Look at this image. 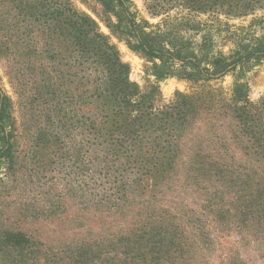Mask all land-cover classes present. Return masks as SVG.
<instances>
[{
    "label": "rangeland",
    "instance_id": "obj_1",
    "mask_svg": "<svg viewBox=\"0 0 264 264\" xmlns=\"http://www.w3.org/2000/svg\"><path fill=\"white\" fill-rule=\"evenodd\" d=\"M59 1L96 21L129 65L130 81L155 107L185 97L190 112L169 136L171 151L159 153L171 162L153 153L151 164L139 161L137 151L108 153L90 128L96 119L90 105L75 103L71 85L63 86L70 90L64 105L72 106L61 119L46 94L47 75L22 69L15 52L0 46V87L11 100L14 129L12 157H0V230L26 232L42 250L21 254L0 240V264H76L67 250L81 241L102 244L152 227L174 235L175 243L158 239L156 248L163 250L157 260L142 264H264V151L240 118L264 98V58L251 57L210 80L160 79L155 69L161 61L132 50L107 25V17L117 19L100 1ZM132 1L137 18L153 25L148 31L169 17L177 39L202 58L203 67L215 55L232 62L238 51L264 39V0H223L206 11L197 9L199 0ZM155 4L167 10L153 15ZM11 8L0 0L1 45L19 33ZM37 38L36 51H44L46 40ZM172 65L182 68L178 60ZM58 69H47L54 83ZM237 85L244 86L245 100L235 104ZM237 105L245 109L237 112ZM116 185L122 196L115 190L109 204L97 201Z\"/></svg>",
    "mask_w": 264,
    "mask_h": 264
},
{
    "label": "trees",
    "instance_id": "obj_2",
    "mask_svg": "<svg viewBox=\"0 0 264 264\" xmlns=\"http://www.w3.org/2000/svg\"><path fill=\"white\" fill-rule=\"evenodd\" d=\"M8 1L12 5L10 16L19 33L12 41L3 42V45L0 42V46L15 52V58L22 69L30 73L42 70L47 75V83L44 85L46 94L51 95L55 112H63L61 119L69 116L68 108L72 106L70 102L67 103L69 107L64 105L67 97H70V90L63 86L71 85L76 97L75 103L81 106L89 104V113L96 117L90 128L94 132V138L101 140L99 144H103V151H113L117 155H126L129 150L137 151L139 161L144 160L149 164L152 163V153L157 155L160 162L169 161L168 155L165 154L166 158L161 159L159 153L171 151L173 143L169 136L173 138L174 128L178 130L188 118L189 105L182 104L185 97L162 108L155 107L153 101L149 100V95L141 93L138 85L130 81L129 65L122 61L119 50L109 38L98 30L96 21L68 4L59 0ZM98 1L106 14L112 13L117 19L116 23H111V18L107 17V25L132 50L161 61L159 65L156 64L155 69V75L160 79L177 74L210 80L226 74L237 63L246 62L251 57L264 58V39H258L245 52L238 51L232 62H228L225 56L215 55L209 58L208 67H203L200 63L202 58L187 49L186 43L177 39L176 31L168 22L169 17L155 25L157 31H148L153 25L145 18H137V10H132V0ZM222 1L199 0L197 9L206 11ZM239 1L246 3L253 0ZM166 10L167 8H159L156 4L151 7L153 15ZM37 37L46 40L44 51H36L34 44L38 43ZM208 56L205 53V57ZM175 60L182 63L181 70L173 67L172 62ZM52 67L59 68L58 83L52 82L53 77L47 70ZM244 90L243 85L235 87V104L245 100ZM181 96L178 94L179 98ZM10 107L9 96L0 87V157L6 159L12 157L14 147ZM236 109L239 112L245 107L237 105ZM244 111L240 113V118L245 124H249L244 130H251L253 143L264 151V98L260 106L254 105ZM110 189L114 192L109 193L105 189L106 192L103 191L97 201L109 204L110 194H114L115 190L119 196L123 195L119 185ZM119 196L117 198H122ZM152 228L139 233L121 234L115 240H104L105 243L102 244L95 242L93 245L81 241L74 250L67 252L76 264H142L148 259L154 261L163 250L160 249L162 245L156 248L158 239L164 245L175 242L174 235L164 237L160 230ZM0 240L10 248L18 249L21 254L24 250L32 256L42 253L32 236L23 231L0 230Z\"/></svg>",
    "mask_w": 264,
    "mask_h": 264
}]
</instances>
